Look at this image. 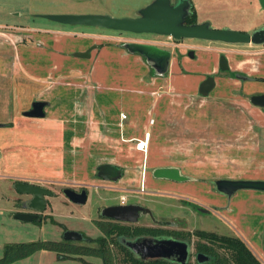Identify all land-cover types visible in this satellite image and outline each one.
<instances>
[{"label": "rangeland", "instance_id": "374dc122", "mask_svg": "<svg viewBox=\"0 0 264 264\" xmlns=\"http://www.w3.org/2000/svg\"><path fill=\"white\" fill-rule=\"evenodd\" d=\"M153 1L0 0V30L26 26L82 31L91 36L98 34L114 38L131 37L142 43L170 50L174 55H178L180 59L178 68L182 69V76H194L192 78L203 76L202 66L204 65L195 63V68H184L180 52H185V56L191 58L188 50L192 49L195 53L199 46L220 45L218 42L196 39L177 41L170 37L154 34H124L97 27L64 25L43 18L44 16L58 15L108 16L116 19L137 18L139 12ZM192 2L195 3L196 12L198 10V23L209 22L212 28L217 30L228 29L253 34L264 26V8L260 0H192ZM178 68L174 67V69ZM178 74L179 72L172 75L174 77ZM150 76L152 83L157 80L151 73ZM156 86L154 84V90L148 91L157 103V105L153 104L151 108L154 109L157 106L162 109L160 114H162V121L166 125L167 131L161 132L156 144L151 148L148 154L151 159L142 164L138 180L134 179V176L125 177L124 180L122 177L117 182L101 180L97 176L96 169L106 159L102 160L101 157L98 158L92 154L89 142H85L84 147L79 146L78 144L82 145L81 140L76 143L70 135L66 141H62L57 133L51 134L49 138H42L41 142L39 140L32 141L31 155L26 157L31 162L25 161L20 165L19 162L13 164L9 131L0 128L2 155L0 161V259L9 244L37 241L63 242L64 228L82 232L87 237L98 240L102 233L95 226L94 221L104 220L100 215L101 211L113 206L112 204L125 203L127 199L128 203H142L148 206L158 220L176 221L177 232L190 233L192 244L198 240V237L194 235L197 231L232 234L230 225L225 220L228 215L223 214L221 209L218 214L208 215L201 213L184 201L203 208L204 205H211L213 197L219 194L216 189H213L212 184L216 180L213 179V176L218 172V169L209 164L205 165V162L209 160L208 158H214L216 161L220 157L225 159V148L230 149L234 144L246 147L252 139H256L255 117L251 111H247L245 108L246 105L251 104L250 97L243 100V105L224 104L218 106L217 111H206L205 101L198 92H195L193 97H188L184 92L170 90L165 84L158 89ZM256 86H261V84L258 82ZM158 101H161V106H158ZM153 118L156 119V117ZM160 122L161 120H159ZM35 134L37 136L39 132ZM58 144L67 147H58ZM39 145L44 146L37 148L40 147ZM250 145L251 143L248 147ZM39 159L46 160L42 163L43 170L38 168L40 166L37 162ZM138 165L137 162H132L131 168L135 171L140 167ZM32 166L36 168L33 169ZM15 167H18V171L22 169L29 171L30 176L34 178L14 179L15 175H12V172ZM165 167L179 168L182 174L191 180L179 183L155 179L153 177L154 170ZM241 171L242 165L237 164V166L222 172L239 174ZM123 175L125 176L126 173ZM18 182L45 187L55 193L54 197L48 198L49 204L47 210L43 212L44 219L41 223L16 219L18 214L27 213L26 208L22 206L27 197L15 189V184ZM68 188L75 191L86 188L89 193L87 203L76 205L70 202L63 193V190ZM143 191L146 192L143 193ZM247 191L250 190H240L237 193ZM123 198L125 202H123ZM227 199L230 203L233 197ZM149 224L151 222L144 218L139 226ZM81 245L86 244L82 243ZM194 246L193 244L192 264H195L194 256L197 252ZM12 264H102V262L88 257L61 259L54 252L41 251Z\"/></svg>", "mask_w": 264, "mask_h": 264}, {"label": "crops", "instance_id": "0c3cea01", "mask_svg": "<svg viewBox=\"0 0 264 264\" xmlns=\"http://www.w3.org/2000/svg\"><path fill=\"white\" fill-rule=\"evenodd\" d=\"M193 6L196 7L195 3ZM132 42L142 43L131 37L91 36L82 31L63 29L18 26L0 30V125H12L0 128L9 131L13 164L31 162L26 157L31 155L32 141L41 142L42 138L57 133L62 141L70 135L76 143L81 140L82 145L79 146L84 147V143L89 142L91 153L106 159L102 165L121 168L123 174L126 173L122 180L130 176L138 180L142 164L151 158L137 151L135 141L143 139L150 131V153L161 132L167 131L160 114L162 109L157 106L151 108L153 104L157 105L156 99L148 93L150 89L154 90V84L156 89L165 84L170 90L193 97L195 92L200 94V86L208 77H214L216 87L213 91L207 97L200 94L206 111H217L218 106L224 104L243 105L246 97L264 94V45L218 42L220 45L199 46L194 58H187L181 51L184 68H195V63L204 65V75L192 78L194 76H182V69L178 68L180 59L174 54L169 72L165 76L156 75L144 57L123 48L124 44ZM89 49H92L91 58L75 57L76 53ZM223 55L228 60L230 71L220 69ZM175 66L178 69H174ZM177 72L179 74L173 77L172 74ZM150 73L157 79L153 83ZM232 74L252 80H242ZM258 82L261 86L257 87ZM36 101L47 103L45 118L34 119L24 115ZM158 106H161V101H158ZM245 108L255 117L256 139L249 142L250 147L249 144L246 147L234 144L230 149L225 148L226 160L223 157L217 161L208 158L205 165L218 169L213 179L264 181V108L252 103ZM122 114L127 116L125 121L121 119ZM152 120L153 125L150 124ZM36 132L39 135L36 136ZM39 146L37 148L44 145ZM58 147L67 146L58 144ZM37 162L40 164L38 168L42 169L46 160L39 159ZM132 162L140 166L135 171L131 168ZM237 164L242 165L239 174L222 172ZM17 169L15 167V172H12L14 179L34 178L29 171ZM213 189H216L215 186ZM227 198L216 194L211 205H204L211 211L206 213L208 215L218 214L220 209L228 215L224 219L230 225L232 234H217L243 239L264 263V192L250 190L236 193L230 203Z\"/></svg>", "mask_w": 264, "mask_h": 264}, {"label": "water", "instance_id": "95a60500", "mask_svg": "<svg viewBox=\"0 0 264 264\" xmlns=\"http://www.w3.org/2000/svg\"><path fill=\"white\" fill-rule=\"evenodd\" d=\"M264 8V0H260ZM192 4L190 0H154L150 5L145 7L139 12L137 18H122L116 19L108 16H44L43 18L58 22L64 25L72 26H90L103 29H109L118 32H126L133 34H154L158 36L170 37L177 41L179 40H204L212 42H222L226 44H255L264 45V28L255 31L253 34L241 33L232 30H217L212 28L209 22L197 23L194 25H187L186 20L190 14ZM123 48L132 54H137L144 57L149 66L155 71L156 75L165 76L169 70L173 53L170 50L160 48L153 44L145 43H126ZM91 51L84 53H76L75 57L82 59L91 58ZM189 56L195 57L194 51H190ZM220 69L223 72L230 71L228 60L226 56L220 59ZM236 78L242 80H252L250 77L243 75H236ZM216 87L214 77H208L200 86V94L207 97ZM251 103L259 108H264V94L254 95L250 98ZM47 103L36 101L33 103L30 111L24 113L26 117L34 119H42L46 117L45 108ZM2 126V125H0ZM98 178L105 182H117L123 177L121 168L111 164L101 165L98 168ZM153 177L158 180H169L174 182H188L191 179L182 174L179 168L165 167L155 169ZM217 192L223 196L231 199L240 190H257L264 192V181L254 180H215L213 181ZM15 189L21 195L30 196L26 208L28 210L43 213L48 207V198L54 197L55 193L45 187L18 182L15 184ZM64 195L66 198L76 205H85L88 201L89 193L87 189L81 192L73 189H65ZM142 210L141 206L128 205V206H110L104 209L102 215L106 218L114 219L116 221L136 222L138 220V212ZM133 211L137 216L128 218L125 213ZM201 212L210 213L208 209H201ZM38 216L30 213H20L16 219L26 222H33ZM65 239L69 241H82L84 236L80 232L68 231L66 232ZM136 243L131 245V248L142 258L145 262L164 258L185 264L190 256V247L188 243L184 242H159L153 248L156 254H142L134 247ZM165 247L171 249L165 250ZM172 252V253H170ZM178 253V254H176ZM199 263L209 261L210 258L204 254H199Z\"/></svg>", "mask_w": 264, "mask_h": 264}, {"label": "trees", "instance_id": "16d2710c", "mask_svg": "<svg viewBox=\"0 0 264 264\" xmlns=\"http://www.w3.org/2000/svg\"><path fill=\"white\" fill-rule=\"evenodd\" d=\"M191 1V0H190ZM192 4V3H191ZM195 7L192 4L190 14L186 20L187 25H194L198 23V16ZM152 74H154L152 72ZM236 76V74H232ZM3 127H11V124L2 125ZM0 126V127H2ZM186 204H191L197 208V205L184 201ZM34 223H41L39 221ZM110 224L98 223V227L102 232L109 236L114 227ZM117 233L125 234V228L119 226L115 227ZM184 236L185 234H178ZM194 235L198 237L195 242V248L198 253L204 254L210 258L209 261L197 264H263L261 260L254 254L251 248L241 238L221 236L217 233L195 232ZM191 241L192 235H186ZM99 246L86 247L75 246L70 243L52 242V241H37L31 243H13L6 246L4 255L0 259V264H12L20 260H24L35 255L41 251L54 252L57 254H68L78 257H99L103 264H166L160 261H150L148 263L138 262L129 254H125L122 259L111 249L106 237L99 238ZM115 244V243H114ZM119 247L120 244L116 242ZM123 250V249H122ZM222 251V252H221ZM226 251V252H224ZM224 252V253H223Z\"/></svg>", "mask_w": 264, "mask_h": 264}, {"label": "flooded vegetation", "instance_id": "af4514ba", "mask_svg": "<svg viewBox=\"0 0 264 264\" xmlns=\"http://www.w3.org/2000/svg\"><path fill=\"white\" fill-rule=\"evenodd\" d=\"M190 51H192V49H190L188 51V53H190ZM86 189V188H85ZM83 189H81L79 192H81ZM146 191H143V193ZM64 193V190H63ZM27 199L22 203V206L24 208H26V204L27 202L32 199L30 196H26ZM49 204V201H48ZM113 206H128V205H138L142 207V210H140L138 212V220L136 222H128V221H124V222H120V221H116L114 219H110V218H106L102 215V212L104 211V209L101 211L100 215L102 218H104L103 221H94L95 222V226L99 229V231L102 233V237H106L107 241L109 243H111V249L117 254L119 255V259H122L123 256L125 254H129L131 255V257L133 259H135L138 262H145L142 260V258H140V256L131 248V245L136 243V245L134 246L137 250L141 252L142 254L148 253V254H156V250L153 248V246L156 243L159 242H184V243H188L189 247H190V256L188 261L185 264H192V245H195V242L192 244L191 241L189 240V238L186 236L188 234H185L184 236H179L176 228H178V225L176 223V221H167V220H158L154 217L152 211L150 210V208L148 206H146L145 204L142 203H128V199L126 200L125 203H118V204H112ZM196 210L201 212V209H203V207L198 206L197 208H195ZM26 212L30 213V214H36L38 216V218H36L33 222H41L44 219L43 213H38V212H34L31 210H28L26 208ZM202 213V212H201ZM125 216L130 218H134L137 216L136 213H133V211H128L125 213ZM144 218H146L149 222H151V224L149 225H142L139 226L140 222L142 220H144ZM98 223H104V224H110L112 225L111 227H114L113 231H111V233H109V236L104 234L102 232V230H100V228L98 227ZM123 227L125 228V234L121 235L116 231L115 227ZM68 231H74V230H69L67 228H64V235H63V242L61 243H70L71 245H75V246H86V247H95L98 248L99 243L97 241V239H92L90 237H87V235H85L84 233L80 232L83 234L84 236V240L82 241H69L65 239V235L66 232ZM77 232V231H74ZM184 234V233H181ZM116 242H118L120 244V246L118 247L116 245ZM82 243H85L86 245H81ZM115 243V244H114ZM195 247V246H194ZM123 249V250H122ZM170 250V247H165V250ZM196 249V248H195ZM197 251V250H196ZM172 253V252H170ZM57 254V253H56ZM178 254V253H176ZM201 253L196 252L194 259H195V264L198 263V255ZM61 257V259H65V258H79V259H84L86 257L88 258H95L98 259L102 262V259H100L99 257H89V256H84V257H78V256H72V255H68V254H57ZM153 261H160V262H164L166 264H181L178 263L176 261H172V260H168V259H164V258H159L157 260H153ZM148 263V262H145Z\"/></svg>", "mask_w": 264, "mask_h": 264}, {"label": "built area", "instance_id": "2783aa9c", "mask_svg": "<svg viewBox=\"0 0 264 264\" xmlns=\"http://www.w3.org/2000/svg\"><path fill=\"white\" fill-rule=\"evenodd\" d=\"M122 121H125L127 119V116L125 114H122L121 116ZM154 121L152 120L150 122L151 125H153ZM151 132L148 131L145 133V136L143 139H139L135 141L136 149L137 151L143 153L145 156L148 155L150 150V142H151ZM123 202H125L123 198Z\"/></svg>", "mask_w": 264, "mask_h": 264}]
</instances>
